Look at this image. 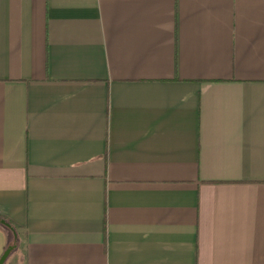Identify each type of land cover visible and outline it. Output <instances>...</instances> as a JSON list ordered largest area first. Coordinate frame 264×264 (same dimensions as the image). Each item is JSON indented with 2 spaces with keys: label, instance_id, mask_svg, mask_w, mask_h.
I'll use <instances>...</instances> for the list:
<instances>
[{
  "label": "crops",
  "instance_id": "crops-1",
  "mask_svg": "<svg viewBox=\"0 0 264 264\" xmlns=\"http://www.w3.org/2000/svg\"><path fill=\"white\" fill-rule=\"evenodd\" d=\"M3 264H264V0H0Z\"/></svg>",
  "mask_w": 264,
  "mask_h": 264
},
{
  "label": "water",
  "instance_id": "water-1",
  "mask_svg": "<svg viewBox=\"0 0 264 264\" xmlns=\"http://www.w3.org/2000/svg\"><path fill=\"white\" fill-rule=\"evenodd\" d=\"M8 251L4 254V256L1 258L0 260V264H3L4 263V260L6 259L7 255H8Z\"/></svg>",
  "mask_w": 264,
  "mask_h": 264
}]
</instances>
